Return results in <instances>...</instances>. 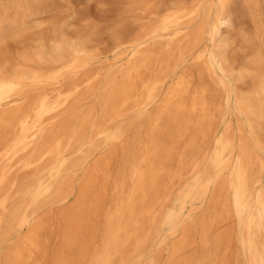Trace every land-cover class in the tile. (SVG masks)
<instances>
[{
  "label": "bare ground",
  "instance_id": "6f19581e",
  "mask_svg": "<svg viewBox=\"0 0 264 264\" xmlns=\"http://www.w3.org/2000/svg\"><path fill=\"white\" fill-rule=\"evenodd\" d=\"M207 1L112 29L124 60L103 73L97 33L70 28L57 0H0V264H161L160 223L162 264H264V0ZM236 11L256 31L238 62L223 36Z\"/></svg>",
  "mask_w": 264,
  "mask_h": 264
},
{
  "label": "rangeland",
  "instance_id": "374dc122",
  "mask_svg": "<svg viewBox=\"0 0 264 264\" xmlns=\"http://www.w3.org/2000/svg\"><path fill=\"white\" fill-rule=\"evenodd\" d=\"M60 5L61 17L64 22L70 24V28L82 29L90 28L93 32L97 33V39L93 42V48L91 53L95 56L93 66L100 68L103 73L109 69H114L123 62L124 58L113 54L109 51L111 44L110 35L114 28H120L125 25L131 33L135 34L144 27L149 26L155 22L163 11L170 6L189 5L191 0H151V8L147 10H131V0H57ZM212 0H208L206 4L212 3ZM262 30L259 32V42H264V18L262 20ZM49 28H46V24L33 28L31 31L47 32ZM255 26L250 16L245 13H239L233 16L232 26L224 32V37L233 38L235 40L234 53L232 61L249 60L250 55L244 56L248 50L244 48L241 43V38L244 34H255ZM10 47L14 52L22 51L21 44L12 40L9 42ZM240 66V65H239ZM237 67L235 73L239 72L242 67ZM251 80V75L246 73L244 83L248 84ZM242 83V82H241ZM245 91V90H244ZM227 119L233 121V126L237 128L238 124L243 121L242 117L236 113L227 115ZM224 118L219 120V123L215 126V131H221L225 128ZM143 119L127 118L123 126L129 130H136L142 123ZM80 175L74 177V182L80 180ZM19 178H23L22 182L30 183L34 177L29 176L24 178L23 174H20ZM261 184L264 186V171L260 174ZM30 181V182H29ZM20 196V193L16 197ZM73 198V197H72ZM72 200L66 201L61 204H55L52 207L51 213L57 216V214L67 208ZM204 210V208H203ZM202 213V209L197 211L196 218ZM165 242H162L163 237ZM173 243V237L169 236V227L163 224L157 226V235L154 237L153 243L149 246V249L156 253L159 250L161 264L165 261L169 254V247ZM161 245H163L161 247ZM196 247V245L194 246ZM234 249H238L237 245L233 246ZM200 248V247H199ZM198 246L196 250H199ZM194 249V248H192ZM241 256V262H243Z\"/></svg>",
  "mask_w": 264,
  "mask_h": 264
}]
</instances>
